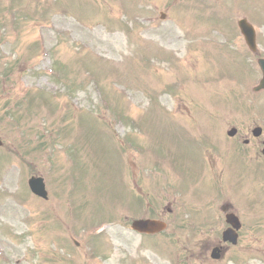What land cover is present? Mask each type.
<instances>
[{"label": "rangeland", "instance_id": "rangeland-1", "mask_svg": "<svg viewBox=\"0 0 264 264\" xmlns=\"http://www.w3.org/2000/svg\"><path fill=\"white\" fill-rule=\"evenodd\" d=\"M243 16L258 25L264 54V0H0V264H128L146 252L123 218L156 215L174 199L179 175L154 166L157 147L173 152V118L195 126L199 114L236 108L237 94L261 77L238 31ZM213 47L220 68L204 62L196 75L201 52L209 57ZM208 85L219 90L197 93ZM211 115L201 122L216 132L222 122ZM179 161L176 147L164 159L171 171ZM106 173L115 178L101 188L109 197L94 190ZM37 174L50 189L47 202L30 192ZM126 175L134 186L123 198ZM88 198L101 211L79 230L92 214L81 222L66 208ZM143 241L157 258L163 241Z\"/></svg>", "mask_w": 264, "mask_h": 264}, {"label": "flooded vegetation", "instance_id": "flooded-vegetation-1", "mask_svg": "<svg viewBox=\"0 0 264 264\" xmlns=\"http://www.w3.org/2000/svg\"><path fill=\"white\" fill-rule=\"evenodd\" d=\"M240 151L241 156L249 162L256 156L254 149L246 148ZM250 167L251 165L246 166L249 169ZM220 209L224 211H213L211 208L192 209L188 215L178 217L177 226L172 229L182 234L183 246L186 249H195V255L200 260L219 264L228 259L230 264H250L251 247L248 245V228L263 224L262 210L257 209L255 205L247 208L244 203L237 206L235 200L226 201ZM231 217L239 218V221L235 220L234 224H229L228 218ZM226 229L230 230L231 235L236 239L235 242L224 241L220 237L219 232L222 230L223 233ZM216 248H220L219 259H210L211 252Z\"/></svg>", "mask_w": 264, "mask_h": 264}, {"label": "water", "instance_id": "water-1", "mask_svg": "<svg viewBox=\"0 0 264 264\" xmlns=\"http://www.w3.org/2000/svg\"><path fill=\"white\" fill-rule=\"evenodd\" d=\"M36 192L37 193L39 192V193L43 194V192H41V190H39V189L36 190ZM156 226H157V223L152 222V221H146V222L143 223V227H144L145 230H152Z\"/></svg>", "mask_w": 264, "mask_h": 264}]
</instances>
